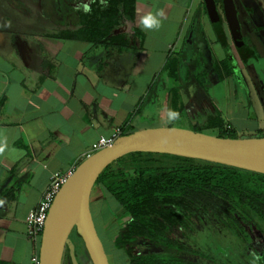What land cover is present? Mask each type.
I'll list each match as a JSON object with an SVG mask.
<instances>
[{
    "label": "crops",
    "instance_id": "obj_1",
    "mask_svg": "<svg viewBox=\"0 0 264 264\" xmlns=\"http://www.w3.org/2000/svg\"><path fill=\"white\" fill-rule=\"evenodd\" d=\"M205 4L206 0H136L135 22L120 29L135 36L134 46L123 51L89 40L59 38L65 28L58 26L52 33L40 31L36 39L20 32L16 43L0 47V260L32 264L37 246L28 237L27 215L53 174L75 168L92 144L116 127L135 125L138 117L153 118L151 108L159 100L163 107L171 103V88L184 80L173 79L165 63L171 53L187 52L190 32L208 43L202 33ZM149 15L159 19L158 27L143 25ZM136 28L140 32L135 33ZM228 29L230 34L226 27H213L223 53L213 56V69L219 70L213 81L235 75H227L223 65L228 53L234 55L233 47L239 51ZM5 32L17 35L15 29ZM257 50L253 52L263 53ZM236 65L244 68L242 59ZM213 104L218 103L213 99ZM111 252L116 264H128L123 249L112 247Z\"/></svg>",
    "mask_w": 264,
    "mask_h": 264
},
{
    "label": "trees",
    "instance_id": "obj_2",
    "mask_svg": "<svg viewBox=\"0 0 264 264\" xmlns=\"http://www.w3.org/2000/svg\"><path fill=\"white\" fill-rule=\"evenodd\" d=\"M81 1L51 0L42 17L47 25L65 28L59 38L89 40L119 51L134 46L135 36L120 29L135 22L136 0H90L86 7ZM204 8L209 17L206 4ZM185 56L186 51L176 52L165 63L164 69L175 80L188 77ZM223 65L227 75L233 73L229 60ZM182 86L170 90L174 112L183 105ZM214 106L213 113L193 130L206 133L205 127L215 136L239 137ZM95 185L110 200L109 209L119 224L113 248L123 249L129 264H264L262 172L176 154L134 151L110 163ZM71 236L80 264H92L75 229ZM41 237L42 233L36 243L38 254ZM136 246H142L139 253L133 252ZM0 264L14 263L0 260ZM62 264H72L67 247Z\"/></svg>",
    "mask_w": 264,
    "mask_h": 264
},
{
    "label": "rangeland",
    "instance_id": "obj_3",
    "mask_svg": "<svg viewBox=\"0 0 264 264\" xmlns=\"http://www.w3.org/2000/svg\"><path fill=\"white\" fill-rule=\"evenodd\" d=\"M89 1L82 0L81 6L86 7ZM255 1L258 4L250 3L251 7L256 9L255 6H258L257 10L264 11V0ZM48 3L49 0H0V47L6 44V42L16 43L14 39L21 38L20 32L32 34V39L38 38L40 31L43 30L47 31V33H52L57 26L47 25L46 19L40 15L41 9L46 8L49 5ZM236 3L239 8V0H236ZM194 10L195 8L192 7V12ZM238 12L241 27H243V19L245 17H242L244 15L239 9ZM203 16L202 33L208 43H204L203 39L198 35L195 37L189 34L186 37L185 50H187L186 58L188 63H185L184 71L188 73V77L187 79H183L184 83L180 90L183 101L182 108L176 111L173 116L171 103L164 104L163 107L161 100H159L156 107L151 108L153 118L146 120L138 117L135 125L124 127V133L133 131L135 126L137 128H150L172 125L174 127L194 129L196 123L203 124L207 116L213 113L215 107L213 99L224 112V117L231 121L239 137L257 136L260 130L264 132V54L260 53L258 55L256 52L258 48L262 51L260 43L256 41L255 37H252L253 43H251L252 48H250L254 51V47L256 51L253 52L255 55L250 54L243 60V64L245 65L242 68L243 78L239 75V71H236L235 75L225 81H213V78L215 79L217 75L216 71H219L213 69V56H221L223 53L217 42V36L214 35L213 24L210 22V18L205 13ZM221 24L223 28L226 27L230 34L226 19H221ZM6 29L7 31L15 29L17 35L6 36ZM194 45L197 47L196 52H193ZM189 48L192 49L190 50ZM227 51H225V54ZM233 54L235 60L239 63L242 58L235 47H233ZM191 56L192 60H190ZM228 58L229 63L232 65L233 58H231L230 53H228ZM232 67L236 69L235 64ZM163 76H165L164 73ZM170 84L175 85V81H170ZM161 109H163V112ZM228 109L231 112L229 116L225 113V111L229 112ZM169 113L171 114L170 119L166 117ZM203 129L208 134L212 133L208 128L203 127ZM101 191L98 185L94 186L91 194L92 214L99 236L108 254L110 264H116L111 248L115 247L113 240L119 232V224L109 209V206H111L110 200H107ZM141 250L142 246H136L133 252L139 253Z\"/></svg>",
    "mask_w": 264,
    "mask_h": 264
},
{
    "label": "water",
    "instance_id": "obj_4",
    "mask_svg": "<svg viewBox=\"0 0 264 264\" xmlns=\"http://www.w3.org/2000/svg\"><path fill=\"white\" fill-rule=\"evenodd\" d=\"M206 5L209 18L218 23L215 1L206 0ZM225 8L229 26L238 37L241 33L233 1L225 0ZM236 43L242 48L240 40ZM134 151L200 158L264 173V136L219 137L174 126L141 128L122 134L112 145L85 157L56 193L42 232L40 264H62L66 247L71 263L80 264L71 236L74 229L92 264H110L93 218L91 194L102 171L113 161Z\"/></svg>",
    "mask_w": 264,
    "mask_h": 264
},
{
    "label": "flooded vegetation",
    "instance_id": "obj_5",
    "mask_svg": "<svg viewBox=\"0 0 264 264\" xmlns=\"http://www.w3.org/2000/svg\"><path fill=\"white\" fill-rule=\"evenodd\" d=\"M60 1V0H58ZM67 1H71V0H67ZM215 1V7L217 10V16H218V25H222L221 24V19H226V22L229 24L227 15H226V8H225V0H214ZM236 9V14H237V18H238V22H239V28H240V36H236L235 38V43L237 40H240L241 43V47L239 48V46L236 43L237 48L239 49V51L241 52V58L242 61L244 60V57H247V54H252V50H251V46L250 44H246L247 40L251 43H253L252 37H255L260 45H261V49L263 51L262 54H264V11L262 10H257L258 6H255L256 9L253 7H251L250 3H257V1L255 0H239V8L238 5L236 3V0H232ZM49 5L46 6V8H42L41 9V17L45 16L46 11L49 9L50 5H51V0H49ZM238 9L241 11V13L244 15L242 17H245L243 20L244 22V26L241 27V20L239 18V12ZM260 9V8H259ZM211 21V20H210ZM216 22H213V27L214 24ZM227 25V26H228ZM229 27V26H228ZM244 29V31H243ZM249 34V35H248ZM256 45V44H255ZM259 46V45H256ZM251 47V48H250ZM258 48V47H257ZM253 49L255 50V48L253 47ZM259 49V48H258ZM239 52V53H240ZM244 56V57H243ZM231 58H233L232 63L236 65V60H235V56L231 55ZM232 64V65H233ZM245 67V65H244ZM233 68V74H236V71H239V75L241 76V78H243L242 75V68H240V65H236V69Z\"/></svg>",
    "mask_w": 264,
    "mask_h": 264
},
{
    "label": "built area",
    "instance_id": "obj_6",
    "mask_svg": "<svg viewBox=\"0 0 264 264\" xmlns=\"http://www.w3.org/2000/svg\"><path fill=\"white\" fill-rule=\"evenodd\" d=\"M123 129L118 126L108 136H101L97 141L92 144L91 150L86 154V157L93 152L110 146L114 143L115 139L122 135ZM75 168L70 170L66 174L55 173L51 177V181L45 192L43 193L36 208L30 210L27 215V233L28 237L36 244L43 232L45 221L49 208L54 200V197L62 184L67 180L68 176L73 172ZM32 264H40V257L37 252H34L31 256Z\"/></svg>",
    "mask_w": 264,
    "mask_h": 264
},
{
    "label": "clouds",
    "instance_id": "obj_7",
    "mask_svg": "<svg viewBox=\"0 0 264 264\" xmlns=\"http://www.w3.org/2000/svg\"><path fill=\"white\" fill-rule=\"evenodd\" d=\"M85 10H87V8ZM158 15L162 16L163 12H160ZM142 23L144 26L151 28L154 26L158 27L160 21L156 16L149 15L143 19Z\"/></svg>",
    "mask_w": 264,
    "mask_h": 264
}]
</instances>
